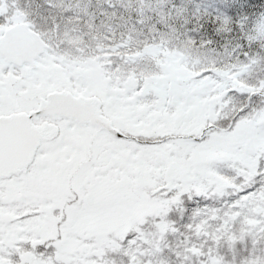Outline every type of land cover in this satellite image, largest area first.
<instances>
[{"label": "snow or ice", "instance_id": "snow-or-ice-1", "mask_svg": "<svg viewBox=\"0 0 264 264\" xmlns=\"http://www.w3.org/2000/svg\"><path fill=\"white\" fill-rule=\"evenodd\" d=\"M0 264H264V0H0Z\"/></svg>", "mask_w": 264, "mask_h": 264}]
</instances>
